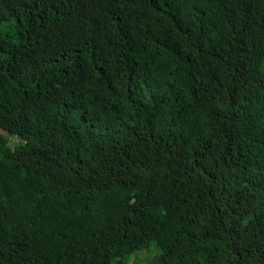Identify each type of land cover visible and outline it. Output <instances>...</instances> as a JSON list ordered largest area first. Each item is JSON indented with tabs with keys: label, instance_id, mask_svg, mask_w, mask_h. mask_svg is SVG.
I'll return each instance as SVG.
<instances>
[{
	"label": "trees",
	"instance_id": "trees-1",
	"mask_svg": "<svg viewBox=\"0 0 264 264\" xmlns=\"http://www.w3.org/2000/svg\"><path fill=\"white\" fill-rule=\"evenodd\" d=\"M0 264H264V0H0Z\"/></svg>",
	"mask_w": 264,
	"mask_h": 264
},
{
	"label": "rangeland",
	"instance_id": "rangeland-1",
	"mask_svg": "<svg viewBox=\"0 0 264 264\" xmlns=\"http://www.w3.org/2000/svg\"><path fill=\"white\" fill-rule=\"evenodd\" d=\"M15 142V141H14ZM153 254V252H151V251H141V252H138V253H136L134 256H133V259H135V258H137V259H139V260H142V258H145V259H147L148 258V256H151ZM152 257V256H151ZM150 257V258H151ZM149 258V259H150Z\"/></svg>",
	"mask_w": 264,
	"mask_h": 264
}]
</instances>
